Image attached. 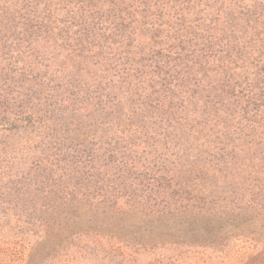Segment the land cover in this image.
<instances>
[{"label": "trees", "instance_id": "trees-1", "mask_svg": "<svg viewBox=\"0 0 264 264\" xmlns=\"http://www.w3.org/2000/svg\"><path fill=\"white\" fill-rule=\"evenodd\" d=\"M196 1L84 0L79 14V0H20L17 21L2 15V137L41 144L44 188L85 225L138 240L131 211L109 204H138L155 225L185 195L196 221L212 223L208 211L264 233L257 30L238 26L234 6ZM56 221L60 236L78 227Z\"/></svg>", "mask_w": 264, "mask_h": 264}, {"label": "rangeland", "instance_id": "rangeland-1", "mask_svg": "<svg viewBox=\"0 0 264 264\" xmlns=\"http://www.w3.org/2000/svg\"><path fill=\"white\" fill-rule=\"evenodd\" d=\"M79 1V14H82L84 0ZM216 1L243 12L242 19L236 20L239 27L255 26V40L261 47L254 59H264V43L261 45V41L264 42V0ZM196 2L200 4L199 8L206 9L210 8L212 0ZM22 7L20 0H0V24L2 15L17 21ZM214 10H220V7L214 6ZM248 14L250 20H247ZM1 131L4 133L0 128V264H264V233L258 229L260 221L245 228L248 230V234L244 231L245 236L236 227H230L229 220L214 218L208 211L205 214L212 223L205 221V217L196 221L183 210L181 204L189 203L185 195L173 197L175 207L170 214L175 216L169 214L160 224L154 220L155 225L146 223L147 216L140 209L135 210L138 204L108 203L113 209L125 207L131 211L124 226L133 225L136 230H141L139 232L146 231L138 240L89 222L85 225L80 217L77 219V213L69 215L58 207V202L44 188L40 176L42 170H38V166L45 162L43 156L35 154L41 144L33 140L24 145L20 141L4 139ZM48 151L45 150L47 158L56 160L48 155ZM81 192L80 189V197ZM94 204L100 203L95 200ZM230 211V208L225 210L228 216ZM249 212L253 218L257 217L253 210ZM50 213L55 214L54 219L47 215ZM59 213L61 227L75 222L78 227L60 236V225L56 221ZM157 225L161 228L156 229Z\"/></svg>", "mask_w": 264, "mask_h": 264}]
</instances>
